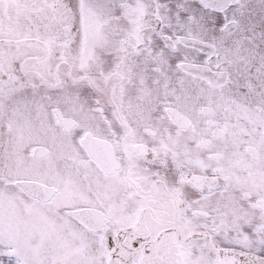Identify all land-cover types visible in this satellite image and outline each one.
Instances as JSON below:
<instances>
[{"label":"snow or ice","instance_id":"6c2138e0","mask_svg":"<svg viewBox=\"0 0 264 264\" xmlns=\"http://www.w3.org/2000/svg\"><path fill=\"white\" fill-rule=\"evenodd\" d=\"M0 264H264V0H0Z\"/></svg>","mask_w":264,"mask_h":264}]
</instances>
